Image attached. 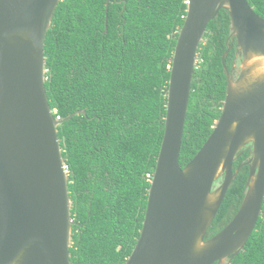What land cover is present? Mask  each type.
<instances>
[{"label": "water", "instance_id": "95a60500", "mask_svg": "<svg viewBox=\"0 0 264 264\" xmlns=\"http://www.w3.org/2000/svg\"><path fill=\"white\" fill-rule=\"evenodd\" d=\"M60 1L0 0V264H72V200L58 126L86 112L56 118L46 91L45 41ZM187 3L143 226L126 264H230L262 214L264 18L248 0ZM221 9L231 21L222 57L226 96L212 133L182 168L179 157L198 50ZM230 40L236 41L240 56L236 76L225 65L233 48ZM248 145L247 160L234 171V161ZM243 165L249 166V176L241 204L228 224L206 239Z\"/></svg>", "mask_w": 264, "mask_h": 264}, {"label": "trees", "instance_id": "16d2710c", "mask_svg": "<svg viewBox=\"0 0 264 264\" xmlns=\"http://www.w3.org/2000/svg\"><path fill=\"white\" fill-rule=\"evenodd\" d=\"M248 1L264 18V0ZM106 4L60 1L45 41V86L55 117L86 112L58 126L72 200V264H126L140 236L164 135L172 57L188 5L187 0H110L107 11ZM230 25L228 11L221 9L200 44L182 168L221 115L227 87L222 57ZM230 44L229 70L236 41ZM250 148L234 161V171ZM248 176L249 166L243 165L206 239L234 217ZM230 264H264V202L255 230Z\"/></svg>", "mask_w": 264, "mask_h": 264}, {"label": "flooded vegetation", "instance_id": "af4514ba", "mask_svg": "<svg viewBox=\"0 0 264 264\" xmlns=\"http://www.w3.org/2000/svg\"><path fill=\"white\" fill-rule=\"evenodd\" d=\"M239 63H240V56L239 55H235L234 56V60H233V64H232V67H231V70H230V72L232 74H234V76H236L238 74Z\"/></svg>", "mask_w": 264, "mask_h": 264}]
</instances>
